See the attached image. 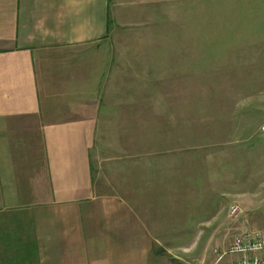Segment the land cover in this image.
Here are the masks:
<instances>
[{
    "label": "rangeland",
    "instance_id": "1",
    "mask_svg": "<svg viewBox=\"0 0 264 264\" xmlns=\"http://www.w3.org/2000/svg\"><path fill=\"white\" fill-rule=\"evenodd\" d=\"M106 18L74 56L101 97L97 184L162 218L161 244L210 221L227 250L264 221V0H107Z\"/></svg>",
    "mask_w": 264,
    "mask_h": 264
},
{
    "label": "crops",
    "instance_id": "2",
    "mask_svg": "<svg viewBox=\"0 0 264 264\" xmlns=\"http://www.w3.org/2000/svg\"><path fill=\"white\" fill-rule=\"evenodd\" d=\"M106 17L107 0H0V264L236 261H218L226 247L211 256L219 237L209 236L210 221L202 244L176 232L161 244L162 218L97 184L101 97L84 88L87 65L74 56L101 36ZM250 219L264 234V221ZM174 236L182 248L161 252Z\"/></svg>",
    "mask_w": 264,
    "mask_h": 264
},
{
    "label": "built area",
    "instance_id": "3",
    "mask_svg": "<svg viewBox=\"0 0 264 264\" xmlns=\"http://www.w3.org/2000/svg\"><path fill=\"white\" fill-rule=\"evenodd\" d=\"M231 215L237 217L240 210L236 206L230 207ZM237 256V260L229 264H264V234L257 230H244L237 234L228 249L218 258Z\"/></svg>",
    "mask_w": 264,
    "mask_h": 264
}]
</instances>
